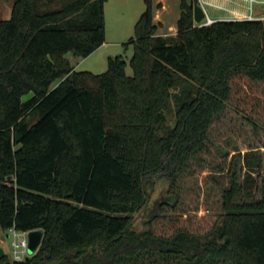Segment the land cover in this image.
I'll list each match as a JSON object with an SVG mask.
<instances>
[{"label":"trees","instance_id":"obj_1","mask_svg":"<svg viewBox=\"0 0 264 264\" xmlns=\"http://www.w3.org/2000/svg\"><path fill=\"white\" fill-rule=\"evenodd\" d=\"M105 1L12 0L0 19V233L43 232L33 254L0 264H264L256 145L232 156L213 220L133 224L158 180L179 198L178 177L214 148L210 131L264 132V19L198 25L196 1L180 0L177 32L161 34L144 0L132 73L121 54L102 72L75 70L64 53L104 41Z\"/></svg>","mask_w":264,"mask_h":264},{"label":"rangeland","instance_id":"obj_2","mask_svg":"<svg viewBox=\"0 0 264 264\" xmlns=\"http://www.w3.org/2000/svg\"><path fill=\"white\" fill-rule=\"evenodd\" d=\"M154 21L161 22L157 32L161 34H175L177 32L176 20L180 14V0H152ZM160 2V6L157 3ZM12 0L0 1V19H6L11 14ZM144 0H106L104 3L105 38L91 53L84 57H75L71 51L64 55L76 63V70H89L99 73L107 68V56L121 54L125 61V70L132 73L129 59L133 53L132 43L129 42L134 33V24L140 13L145 9ZM264 4H255L257 7ZM207 11L210 15H218L220 11L208 4ZM160 19V21H159ZM31 92L26 93V98ZM170 119H173L170 116ZM244 133V132H243ZM241 133L239 129L232 128L216 137L213 131L209 137L214 143V148L198 153L202 161L193 159L189 168L178 177L180 196L166 192L167 186L163 180H158L150 193V198L145 207L134 215L133 224L142 226L149 217L163 212L173 214H192L195 216L214 219L220 210L219 191L228 184L230 177L231 158L237 152H244L251 146L264 150V132ZM240 162L238 161V167ZM238 172L239 169L237 168ZM212 177L216 181L212 180ZM260 178V185L264 182ZM174 192H177L174 189ZM261 191L257 192L259 195ZM10 237L6 231L0 233V246L4 253L11 258ZM28 253V252H27Z\"/></svg>","mask_w":264,"mask_h":264},{"label":"built area","instance_id":"obj_3","mask_svg":"<svg viewBox=\"0 0 264 264\" xmlns=\"http://www.w3.org/2000/svg\"><path fill=\"white\" fill-rule=\"evenodd\" d=\"M196 3H198L204 12L203 18L196 22L198 25H207L211 24L212 22L218 20L216 18H212L208 11H207V5L211 4L214 7L222 8L221 5L214 3L212 0H195ZM247 3L248 6V12L244 14H238L233 13L232 17L228 19L232 20H240V19H248V20H262L264 19V10L260 12H256L254 9L255 4H264V0H244ZM30 229L27 230H20L15 228L14 226L8 227L6 231V235L10 237V247H11V258L14 260H22L25 258L27 253V244H28V238L27 233Z\"/></svg>","mask_w":264,"mask_h":264},{"label":"crops","instance_id":"obj_4","mask_svg":"<svg viewBox=\"0 0 264 264\" xmlns=\"http://www.w3.org/2000/svg\"><path fill=\"white\" fill-rule=\"evenodd\" d=\"M2 1V0H0ZM214 3H217L222 6V8H217L220 11L218 15H210L212 18L216 19H228L232 17L233 13H238V14H244L248 12V6L247 3L244 0H212ZM255 10V9H254ZM264 7H257L256 12L263 11ZM160 21V19H159ZM70 62L72 63L74 69L76 70V63L69 58Z\"/></svg>","mask_w":264,"mask_h":264},{"label":"water","instance_id":"obj_5","mask_svg":"<svg viewBox=\"0 0 264 264\" xmlns=\"http://www.w3.org/2000/svg\"><path fill=\"white\" fill-rule=\"evenodd\" d=\"M204 16V12L202 7L198 4V3H194L193 4V20L195 22H199ZM42 230L40 228H34V229H30L27 233V238H28V244H27V252L28 255L33 254L40 242H41V238H42ZM4 250L3 248L0 246V254H3Z\"/></svg>","mask_w":264,"mask_h":264}]
</instances>
